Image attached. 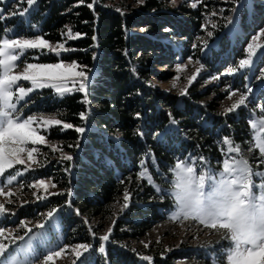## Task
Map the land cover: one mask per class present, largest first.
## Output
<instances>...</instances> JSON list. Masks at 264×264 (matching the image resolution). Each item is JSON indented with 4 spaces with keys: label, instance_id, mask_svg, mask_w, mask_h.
I'll return each instance as SVG.
<instances>
[{
    "label": "trees",
    "instance_id": "16d2710c",
    "mask_svg": "<svg viewBox=\"0 0 264 264\" xmlns=\"http://www.w3.org/2000/svg\"><path fill=\"white\" fill-rule=\"evenodd\" d=\"M106 1L95 3L93 11L86 5L94 0H84L83 4L79 0H39L29 14L15 16L10 14L27 7L23 0L0 2L9 17L0 21V33L14 25L22 27L18 30L21 34H32L39 28L48 40L66 42L73 49L61 56L64 61H76L83 70L93 71L87 102L84 94L75 92L49 107L65 122L85 131L52 128L50 138L61 141L73 160L50 163L42 169L43 175L54 177L70 195L50 196L44 206L60 209L67 242L94 244L97 250L83 264H104L98 253L101 241L91 232L99 237L101 230L108 228H112L110 241L104 243L110 264H145V255L153 257L148 264H174L173 259L185 251H169L174 243L164 245L153 239L141 244L151 230L167 222L174 201L170 195L158 194L140 177V162L146 161L154 185L166 190L171 179L169 168L176 158L203 155L218 165L224 155V137L247 146L252 139V115L244 107L217 114L220 101L226 97L218 83L204 90L191 87L185 95L163 92L152 81L160 74L155 66L166 59L193 56L208 69L206 76L220 74L225 66L243 57L247 42L228 41L218 31L211 45L196 54L192 46L199 45L205 36L202 9L146 0L136 9L118 11ZM17 3L21 6L14 11L12 5ZM241 19L246 30L261 29L264 3L254 2L250 10H243ZM225 25L223 21L220 27ZM68 29L73 36L79 32L80 37L67 39ZM178 39L183 42L178 44ZM43 59L59 58L52 55ZM81 112H86L87 119L79 117ZM125 187L132 198L121 212ZM69 199L71 207L66 205ZM170 224L169 228H174L175 223ZM170 229L164 234L168 239ZM181 243L184 248L188 240Z\"/></svg>",
    "mask_w": 264,
    "mask_h": 264
},
{
    "label": "snow or ice",
    "instance_id": "6c2138e0",
    "mask_svg": "<svg viewBox=\"0 0 264 264\" xmlns=\"http://www.w3.org/2000/svg\"><path fill=\"white\" fill-rule=\"evenodd\" d=\"M98 2L99 0H94L93 3H89L86 6L94 11V4ZM137 2L143 5L145 0H137ZM176 2L177 0H171L172 5H176ZM23 3L27 7H24L22 11L11 13L10 16L29 14L35 5L39 3V0H23ZM83 3L84 0H79V4ZM200 4H203V0H193L190 6L197 8ZM204 6L207 7L206 5ZM223 11V9H220L221 13ZM216 14L215 11L211 13L213 16ZM8 18L4 15L3 9H0V21ZM226 19L232 24L230 31H235L238 28V24L231 18ZM211 26L213 29L217 27L215 23H212ZM202 27L206 30L207 25ZM165 31H168V29H165ZM80 35L77 32L73 36L71 29L67 31V39L74 40L79 38ZM207 35L211 37L213 33L209 31ZM260 35H264V29H260L257 36L252 37L253 42L247 44V58L239 60V69L254 65L256 62L253 59L254 57L257 60H264V49L259 53L256 51L261 48V45L256 43ZM204 44L206 46L207 42L204 41ZM196 47L197 45H193V48ZM33 50L36 51L35 56L30 55ZM71 51L73 49L67 47L66 42L52 45L49 40L39 34L34 35L32 38L16 37L14 30L7 27L0 33V196L6 198L4 202H0V216L4 218L14 215L9 206L13 205L15 201L12 199L14 193L11 187L5 191L3 185H13L24 174L36 171L39 167L45 166L47 162L46 159L44 162L38 160V156L43 155L46 158L47 154L42 153L36 145L46 146L52 152L59 150L62 161L73 160V156L64 153L61 146L53 145L47 141L46 135L50 134L51 128L56 126L60 131L74 129L77 133L85 131L84 127L74 126L72 123L65 122L62 118L25 115L22 111L24 106L31 101L36 91L45 88L54 89L61 96L72 94L73 92L81 93L85 96L84 102H87L88 73L86 70L77 71L78 64L76 61L65 63L61 59L56 63L29 62L30 60L38 59L41 54H55L59 57ZM189 63H192L191 57H189ZM185 67L186 65L181 63L175 65L178 71ZM203 67L201 64L200 68L196 69V73L188 78L189 86L196 80L197 74ZM237 71V68L229 67L226 73L221 75H231ZM219 78V76L211 77L212 80ZM177 80L178 77L171 81L173 88L177 87ZM250 91V89H246L241 92L239 98L225 109V113H233L242 106H246ZM226 92L229 94V98L236 95V92L230 87L226 88ZM186 93L187 86L180 89V95H185ZM136 116L138 118L139 113ZM79 117L87 119L86 112L79 113ZM250 122L252 127L255 128L256 125L252 117H250ZM172 123L175 124L176 121L172 120ZM259 124L260 132H264V107L260 109ZM34 125L36 126L34 127ZM222 144L227 146V151L223 155L222 164L218 161L219 170L209 168L203 155L176 158L174 164L169 168L171 179L169 188L166 190L154 185L151 175L148 174L149 169L145 166L146 161L142 160L140 162L143 171L139 175L142 179H146L149 185H153L158 194H167L175 198V210L171 213L170 219L180 220L181 223L189 219L186 217L180 218L176 210L178 204L183 206L185 203H191L197 199L203 201L205 198L218 200L221 204V215L217 219L192 218V220H196L202 225L210 226L212 229L224 230L227 233L225 236L231 242V246L226 249L227 264H264V223L255 222L257 214L264 217V172H255V176L259 177L261 182L254 184L253 170L250 168L249 162L239 156L240 147H234L233 141L228 137L223 138ZM68 147H72V145H68ZM255 149H258L261 163H264V140H260L255 145ZM151 162L153 165L155 164L154 160ZM242 165L245 166L242 167ZM14 166L24 167L20 170ZM69 170V168L65 169V171ZM20 186L23 187L24 185L21 184ZM27 186L35 189H44V195L34 193L37 200L47 199L54 195H70V193L64 192H49V186L56 187L55 182L51 179L48 181L36 179L28 183ZM254 188L256 189L255 192L253 191ZM131 198L132 193L125 187L121 212L129 206ZM23 203H28V201ZM66 205L71 207L70 199L66 201ZM75 211L79 214V210ZM54 213H57V215L54 216ZM242 213H247L248 215H245L242 221L234 222L241 217ZM249 215L252 220L251 223H249ZM47 217L51 218L47 226L42 223L34 226L42 231L30 236L28 241L15 248L11 247V245H14L16 240L24 241L25 236L32 233V228L28 227L27 222L20 221V228L27 229L24 236L19 234L11 236V232H9L11 239L9 243H5L4 239H8L5 236V232L8 230L0 226V237L3 238L0 239V264H49L54 258L61 257L62 253H65L69 247H71L77 259L82 256L84 259H88L91 253L97 250L91 243H77L74 246L65 244L59 247V250H48L46 253H42V259L34 258L33 254L36 252V245H50L51 240L49 237L55 234L57 225L60 222L57 208H52L48 211ZM114 223L115 221H113V225ZM111 231L112 228H109L108 234L98 238L95 233H92L93 238L101 241L98 246V253L103 256L104 264H110L107 260L104 242L110 241ZM142 259L145 264H148L149 261L153 260V257L145 255ZM73 264H76V262L73 261ZM81 264H83V260H81Z\"/></svg>",
    "mask_w": 264,
    "mask_h": 264
},
{
    "label": "rangeland",
    "instance_id": "374dc122",
    "mask_svg": "<svg viewBox=\"0 0 264 264\" xmlns=\"http://www.w3.org/2000/svg\"><path fill=\"white\" fill-rule=\"evenodd\" d=\"M6 2L7 0H0ZM146 1V0H145ZM165 2L167 5L171 7H191V3L193 0H177L176 5H172L171 0H161ZM209 2L208 5L206 2ZM262 2L264 3V0H203V4L198 5L197 8L202 9V13L204 15V25H207V28L205 30V36L200 39L199 45H197L196 48H194L197 52L200 49L201 52H204L211 43L216 39V32L220 31L219 33L222 35L227 36V40L231 42H242L243 40L245 42L250 43L252 41V37L257 36V34L260 32V29L254 31L252 29L246 30L244 26L242 25V13L243 10H250L254 2ZM106 5H110L117 9L118 11H123L125 8H138L140 4H138L137 0H107L105 2ZM206 5L207 7H205ZM21 5L14 4L12 7L14 8V11H16V8H19ZM203 6V8H202ZM192 8V7H191ZM2 9V8H0ZM220 9H223L224 11L221 13ZM215 11L216 15H211V13ZM226 18H231L233 21H235L238 24V28L235 31H230L232 29V24L228 22ZM211 21V23H209ZM223 21L226 22V25L224 28H221V24ZM212 23H215L217 27L215 29L212 28ZM14 30L16 37H26V38H32L34 35L39 34L42 35L43 38L47 39L42 33H39V28H34L32 34H21L18 30L22 27H18L17 25L9 27ZM261 29H264V25L261 27ZM24 30V29H22ZM212 32L213 35L209 37L207 35V32ZM48 40V39H47ZM178 44H181L183 42V39H178ZM204 41L207 42L206 46L204 44ZM50 44L57 45L58 42L49 40ZM259 45H261V48H258L256 51L259 53L262 49H264V35H260L256 41ZM193 48V46H192ZM247 46L244 50V55L241 59L247 58ZM30 55L35 56L36 51L33 50ZM56 56L55 54L51 55H39L38 59L30 60L29 62H36V63H56L59 62L62 58L59 56L58 60L54 61H48V60H42L44 57L48 56ZM192 58V63H189V57L181 58L177 57L176 60H167L163 63H157L155 68L160 73L159 76H154L152 79L153 83L158 86L163 92L168 94H174V95H180V89L187 86V92L189 89L196 88L200 90H204L208 87V85H211L213 83L220 84L223 88V91H225V98L220 101V107H218L217 114H224L225 109L230 107L232 103H234L238 98L239 94L241 92H244L246 89H250V93L248 94V99L246 102V106H242L246 108L248 113L252 115V118L255 122V128H251L253 130L252 132V139H250L247 142V146L243 147L241 144L233 143V146H239L240 147V153L239 156L246 159L249 162L250 168L253 170V182L254 184H259L261 182L260 178L255 176V172H264V163H261L260 154L258 149H255V145L260 142V140H264V132H260V109L261 107H264V60H257L255 57L253 58L256 62L254 65H250L246 67L245 69H239V60L236 61L232 66L229 67H235L238 69V71L235 74L231 75H221L222 73H226L227 69L229 67L225 66L220 74H213L212 76H219V79L212 80L211 75L206 76L209 74L207 72V68L201 63L199 58L190 56ZM63 60V59H62ZM199 61V63H197ZM72 61H65V63H70ZM177 63H181L183 65H186L185 68L182 70H177L175 68V65ZM78 64V63H77ZM203 65L204 67L201 68L200 72L197 74V78L195 81L192 82V84L188 85V78L191 77L194 73H196V69L200 68V65ZM22 67V65H21ZM83 70L82 68L77 67V71ZM89 80L92 77L93 71H87ZM177 87L173 88L171 85V81L174 78H177ZM88 80V82H89ZM224 83V85H223ZM27 86V85H25ZM71 86V85H70ZM78 86V85H77ZM232 88L236 95L231 96L229 98V94L226 92V88ZM75 93V92H73ZM72 93V94H73ZM187 94V93H186ZM65 94L63 96L57 94L54 89H42L37 90L36 93L32 96L31 101L24 106L22 111L25 115H34V116H44V117H56L60 118L59 112L50 109L49 107L53 106V103L55 100L62 99L65 97ZM257 109H256V108ZM259 109V111H258ZM36 125H34L35 127ZM56 126H53L54 128ZM51 128V130H52ZM51 133V131H50ZM45 134V133H41ZM46 139L49 143L53 145H59L62 146L63 143L59 140H54L50 138V134L46 135ZM32 146V145H29ZM36 147H39L42 153H46L47 157L41 155L38 156V160L41 162H44L46 159V164L43 167H39L36 171H30L24 176L13 183V185H3L5 188V191L8 190L9 187H11V190L14 193V196L12 199L15 201V203L11 206H9L10 210L14 212V215L8 216L7 218H4L0 216V226L5 227L8 231L5 232V236L8 237V239H4L5 243H9L11 236H15L17 234L24 236L25 232L27 231L26 228H20L19 223L20 221H25L28 224V227L32 228V233H29L27 236H25L24 241L16 240L14 245H11V247L15 248L17 246L23 245L26 241H28L29 237L34 235L35 233H38L42 231L41 229L34 227L37 224H44L47 226L48 221L51 219L47 217V212L51 209L45 207L44 205L48 202L47 199H41L37 200L34 193L38 195H44V189H35L28 187V183H30L33 180L36 179H44L46 181L52 180L54 181V177H48L43 175L44 168H47L49 164H56L63 162L61 157V152L58 150L56 152H52L48 147L46 146H40L36 145ZM63 149L64 153L70 154V152L66 149ZM255 149V150H252ZM227 151V146L225 145L224 153ZM189 156V155H188ZM186 156V157H188ZM53 162V163H52ZM208 167L211 169L219 170L217 164H213L209 160H206ZM222 164V160L220 161ZM17 169L22 170L24 166H14ZM34 167H36L34 165ZM11 171V170H6ZM55 182V181H54ZM23 184L24 186L21 187L20 185ZM56 187L53 188L49 186L48 191L49 192H55L60 193L64 192L63 189H61L56 183ZM253 191L255 192L256 189L254 188ZM4 196H0V202L5 201ZM173 199V198H172ZM24 201H28V203H23ZM174 201V200H173ZM59 223L56 228V232L54 235H51L49 238L51 240L50 245H36V252L33 254L34 258L42 259V253H46L48 250H59V247L67 244L70 246H74L77 243H70L66 241V234L64 230V225L62 222V213L59 211ZM175 210V203L173 205L172 210L168 214V220L166 223H163L161 225L156 226L153 230L149 232V236L144 239L141 244H148L149 241L157 240L158 242L164 243V245H168V243L172 244L174 243V246L171 248L168 247L169 251H180L185 250L184 252L180 251L181 256L176 257L173 259L174 264H227V258H226V249H228L231 246V242L229 239L223 235L224 230H217L212 229L210 226H205L200 224L196 220H185L183 223H181L180 220H172L170 219L171 213ZM54 216L57 215V213L53 214ZM182 219V218H181ZM98 222L97 220H93V223ZM170 223H175L174 228H169ZM90 222H87V225L90 226ZM177 224V225H176ZM109 229V228H108ZM108 229L101 230L99 236L108 234ZM170 229L171 234L170 238L166 237L165 231ZM9 232H11V236H9ZM91 232V236H92ZM95 236L98 238V235L95 234ZM93 237V236H92ZM166 237V238H165ZM94 238V239H97ZM0 239H3L0 237ZM188 240V244L185 245L183 248V245L181 242L183 240ZM94 245V244H93ZM183 248V249H182ZM193 250L191 253L187 252L186 250ZM201 250V251H199ZM88 255V254H85ZM81 260H85L84 257H80L79 259L76 258L75 253L72 251L71 247H69L65 253H62L61 257L54 258L53 261L49 262V264H73V261L76 262V264H81ZM87 260V259H86ZM85 260V262H86Z\"/></svg>",
    "mask_w": 264,
    "mask_h": 264
},
{
    "label": "clouds",
    "instance_id": "9594fccd",
    "mask_svg": "<svg viewBox=\"0 0 264 264\" xmlns=\"http://www.w3.org/2000/svg\"><path fill=\"white\" fill-rule=\"evenodd\" d=\"M243 160H246L242 158ZM245 165H242L244 167ZM246 179V177H244ZM175 198L173 197V200ZM245 207V206H242ZM177 212L180 216V218H188L189 220L192 218H197V219H204V220H209V219H217L221 215V204L218 202L216 199H208L205 198L203 201L197 199L194 202L191 203H185L183 206H180L179 204L177 205ZM248 215L247 213H242L241 217L234 221V222H240L244 219V216ZM251 217L249 215V223H251ZM256 223H264V217L261 215L257 214ZM223 235H226L227 233L224 231L222 233Z\"/></svg>",
    "mask_w": 264,
    "mask_h": 264
}]
</instances>
